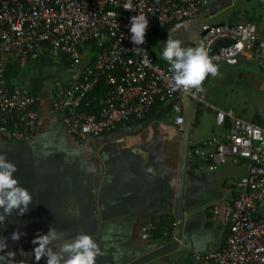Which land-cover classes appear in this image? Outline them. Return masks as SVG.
<instances>
[{"label":"crops","instance_id":"0c3cea01","mask_svg":"<svg viewBox=\"0 0 264 264\" xmlns=\"http://www.w3.org/2000/svg\"><path fill=\"white\" fill-rule=\"evenodd\" d=\"M244 20L254 22L264 37V0H204L197 18L156 29L144 46L158 61L167 63L161 53L169 33L180 39L182 46L195 47L201 23L233 24ZM223 68L219 67V77L212 85L221 86L222 99L230 105H208L232 109L236 116L264 125V51L257 60L242 59L228 66L231 70L226 72ZM203 96L205 100L204 92ZM50 103L49 93L42 96L35 132L28 141L0 139V152L17 165L14 177L33 196L23 216L13 212L0 225V235L9 237V250L17 252L15 259H25L20 249L31 254L34 237L47 233L50 227L63 230L66 239L78 232L91 234L106 253L97 258V264H128L169 243L176 228L174 210L182 142V131L173 125L172 112L168 120L160 117L137 130L129 126L80 142L61 127ZM200 112L197 107L193 126L195 122L198 126ZM225 130L212 126L209 136L196 135L194 140L190 134V146ZM77 146L91 149L83 159L95 165V173L84 170L86 164L81 158L73 159L60 150ZM247 164L246 159L230 157L214 170L196 171L189 162L179 246L146 264H200L203 262L197 257L221 248L228 228L213 215L212 206L230 201L235 183L247 173ZM148 167L155 170V175L144 171ZM148 223L155 229L146 233ZM16 230L23 235L19 241H12L11 233ZM26 259L28 264H37L32 255ZM38 264H46V260Z\"/></svg>","mask_w":264,"mask_h":264},{"label":"built area","instance_id":"2783aa9c","mask_svg":"<svg viewBox=\"0 0 264 264\" xmlns=\"http://www.w3.org/2000/svg\"><path fill=\"white\" fill-rule=\"evenodd\" d=\"M130 3L132 10H125ZM204 0H0V139L28 141L35 132L41 95L24 87H8L5 70L10 61L21 65L45 51L67 54L73 61L70 84L54 81L50 109L61 127L82 142L87 137L125 130L144 120L157 102L168 104L173 125L184 122L182 96L205 103L203 91H172L170 66L161 63L142 45L131 41L130 17H148L145 39L167 24L195 19ZM220 39L227 46L211 51ZM92 42L97 49L89 63ZM203 42L217 65L235 66L242 59L257 60L264 51V37L252 21L200 25L197 44ZM196 44V45H197ZM135 47L144 50L134 52ZM79 63H84L78 73ZM101 86H100V84ZM99 84L100 88H97ZM97 107L87 111L86 98ZM215 124L226 130L190 146L194 170H214L230 157L247 161V173L234 185L224 206L215 203L213 215L228 228L221 248L208 251L204 264H264V125L246 121L232 109L209 106ZM228 125V126H226ZM148 223L145 232L154 230Z\"/></svg>","mask_w":264,"mask_h":264},{"label":"clouds","instance_id":"9594fccd","mask_svg":"<svg viewBox=\"0 0 264 264\" xmlns=\"http://www.w3.org/2000/svg\"><path fill=\"white\" fill-rule=\"evenodd\" d=\"M124 9L132 10L131 4L126 3ZM147 27L148 17L143 13L130 17L129 31L134 45L139 46L145 43ZM132 50L138 52L144 49L135 47ZM161 58L170 66L172 91L183 89L188 92L194 89L196 92H201L203 82L209 75L215 78L220 74L219 66L213 62L203 42L195 47H184L182 41L173 38L171 33L164 42ZM60 150L73 159L81 158V163L86 164L84 170L88 173H95V165L88 164L83 159L85 153L91 151L87 146L63 147ZM45 155H50V153L45 152ZM144 171L149 175H155L152 167L145 168ZM16 172L17 165L8 159L6 153L0 152V225H3L13 212H16L18 216H23L33 200L28 189L14 177ZM169 183L172 186L173 181ZM22 235V232L16 230L11 233L10 239L19 241ZM8 239L9 237L0 235V262L2 264H28L26 258L29 255L34 256L37 264L42 259L46 260V264H97V258L106 255L91 234L78 232L73 238L66 239L63 230L50 227L47 233L34 237L31 254L24 252L23 249L19 250V254L25 259L17 261L15 259L17 252L9 250ZM60 241L63 243H59ZM54 245L57 246L54 247Z\"/></svg>","mask_w":264,"mask_h":264},{"label":"trees","instance_id":"16d2710c","mask_svg":"<svg viewBox=\"0 0 264 264\" xmlns=\"http://www.w3.org/2000/svg\"><path fill=\"white\" fill-rule=\"evenodd\" d=\"M88 46L90 49L89 53V63L92 62L93 56L96 52V48L92 42H87L85 44V47ZM74 66V61L64 53H49L48 51H45L43 54L38 55L35 58L29 59L27 64L21 65L17 61L13 60L10 61L6 70H5V76H4V83L8 87L18 86V87H24L26 88L30 95L36 96L41 95L45 96L52 90L53 82L59 81L62 84L68 85L70 84L71 76H72V67ZM25 67H31L34 72L29 74L28 76L25 75L24 68ZM84 63H79L78 65V73H80L83 70ZM60 73H68V77L64 80ZM59 74L58 77L56 75ZM100 84V83H99ZM99 84L97 85V88H100ZM102 87V86H101ZM50 90V91H49ZM88 103L89 106H84L87 109V111L91 112L96 109L97 105L96 103L91 100L90 98H86L84 103ZM167 104L162 102L155 103L149 110L148 114L145 116L144 120L140 122H131L130 127L132 126L133 129H139L143 125H145L148 121H150L152 118L156 117L158 115V118L165 115L167 111L171 112V108L168 107L164 111L163 108ZM172 121L174 114L171 115ZM138 126V127H137ZM228 126V125H226Z\"/></svg>","mask_w":264,"mask_h":264},{"label":"water","instance_id":"95a60500","mask_svg":"<svg viewBox=\"0 0 264 264\" xmlns=\"http://www.w3.org/2000/svg\"><path fill=\"white\" fill-rule=\"evenodd\" d=\"M230 44V40L227 39H220L217 40L211 48V51H214L219 46H227ZM176 100L168 103L162 111L167 109L173 102ZM182 105H183V115H184V122L181 128L182 131V142H181V151H180V164L178 170V183H177V190H176V201H175V210H174V217L176 220V228L175 234L173 239L164 244L161 247L154 249L153 251L142 255L141 257L131 261L128 264H146L150 261L169 254L176 250L179 246V242L182 237V230H183V223H184V208H183V199H184V187L186 181V175L188 170V163H189V150H190V134L191 128L194 123V116L196 113V109L198 107V103L196 100L190 98L187 95L182 96ZM158 115L151 119L152 121L157 120Z\"/></svg>","mask_w":264,"mask_h":264},{"label":"rangeland","instance_id":"374dc122","mask_svg":"<svg viewBox=\"0 0 264 264\" xmlns=\"http://www.w3.org/2000/svg\"><path fill=\"white\" fill-rule=\"evenodd\" d=\"M222 66H224V68L222 70L225 72H226V70H231V68H228V66H225V65H221L219 67H222ZM225 67H227V68H225ZM24 72H25V75L28 76L29 74L32 75L34 70H32L31 67H25ZM60 75L65 80L69 74L68 73H60ZM58 76H59V74L56 75V77H58ZM218 77L219 76L213 78L211 76L210 80H209V84L205 87L204 95L206 96V99H205V103H201L198 105V108L201 110V112H200L201 117H200L198 126H197L198 122H195V124L193 126L194 132H192V134H191L192 140H194L196 135H198L200 137L209 136L211 133V130H212V126H214L215 129H218V127L215 125L214 113L212 112L211 108H208L206 106V104L213 105L215 103L217 106L230 105V104H228L226 99H222V94L220 92L221 86L218 84V85H215V87H213V85H212V82L214 80H216V78H218ZM170 115H171V112L168 111L165 113L164 116H162V119L168 120ZM261 214L264 217V204L261 207ZM198 263L204 264L201 262H198Z\"/></svg>","mask_w":264,"mask_h":264},{"label":"flooded vegetation","instance_id":"af4514ba","mask_svg":"<svg viewBox=\"0 0 264 264\" xmlns=\"http://www.w3.org/2000/svg\"><path fill=\"white\" fill-rule=\"evenodd\" d=\"M168 112V111H167ZM170 112V111H169Z\"/></svg>","mask_w":264,"mask_h":264}]
</instances>
